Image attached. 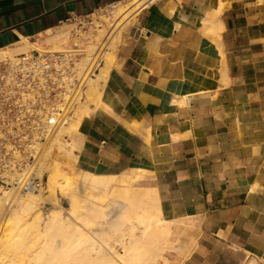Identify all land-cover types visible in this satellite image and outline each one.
<instances>
[{"label":"crops","instance_id":"obj_1","mask_svg":"<svg viewBox=\"0 0 264 264\" xmlns=\"http://www.w3.org/2000/svg\"><path fill=\"white\" fill-rule=\"evenodd\" d=\"M122 1L0 0V49ZM122 32L79 166L144 170L168 264H264V0H147Z\"/></svg>","mask_w":264,"mask_h":264},{"label":"bare ground","instance_id":"obj_2","mask_svg":"<svg viewBox=\"0 0 264 264\" xmlns=\"http://www.w3.org/2000/svg\"><path fill=\"white\" fill-rule=\"evenodd\" d=\"M146 1L124 0L94 13L98 27L92 36L83 34L76 39L75 45L70 43L69 25L65 24L34 42L24 38L16 45L0 49V61L12 63L19 60L16 53L31 54L33 50H38L42 56L61 52L76 57V76L87 80L84 98L78 100L73 115L57 131L38 165L39 176L48 173L47 185L38 193L18 196L10 219L5 221L3 228L0 225V264L169 263L167 252L175 249L170 241L171 221L163 212L157 190L137 183L136 178L141 177L144 170L99 174L81 168L77 155V150L82 149L77 141L80 125L92 113L91 105L106 109L101 100L102 89L122 37V18L129 12H137ZM221 11V7H216L214 18ZM105 24L114 27L109 35ZM102 37H107L102 43L103 64L95 71L92 64ZM33 93L29 96L34 98ZM61 97L65 99L67 91L62 92ZM55 106L59 108L61 100L55 102ZM70 166L82 174L78 182L76 178H69L67 168ZM11 191L0 190V219L12 196L17 197ZM63 195L70 197L68 212L60 205ZM50 197L57 208L46 215L43 202ZM114 206L118 207L116 214H113ZM15 221L20 225L12 226ZM28 228L33 229L32 237H29ZM57 238H61V243ZM15 246L23 255L7 256V251Z\"/></svg>","mask_w":264,"mask_h":264},{"label":"built area","instance_id":"obj_3","mask_svg":"<svg viewBox=\"0 0 264 264\" xmlns=\"http://www.w3.org/2000/svg\"><path fill=\"white\" fill-rule=\"evenodd\" d=\"M66 24L73 26L71 45L83 34L92 36L99 25L94 13L71 15ZM106 39H99L92 64L95 71L103 64ZM16 58L17 63L0 61V190H12L18 197L38 193L45 186L38 165L57 131L73 115L78 100L84 98L87 80L76 76V57L61 52L42 56L33 50L18 53ZM59 100L61 106L56 108Z\"/></svg>","mask_w":264,"mask_h":264},{"label":"rangeland","instance_id":"obj_4","mask_svg":"<svg viewBox=\"0 0 264 264\" xmlns=\"http://www.w3.org/2000/svg\"><path fill=\"white\" fill-rule=\"evenodd\" d=\"M135 13L136 12H129L127 14L124 15V17L122 18V22H121V26L120 27H124V29L129 26L131 24V20L132 18L135 17ZM129 14V15H128ZM127 15V16H126ZM121 17V16H120ZM105 28H106V31L108 33V35L113 31L114 27H112L110 24H105ZM73 28V26L69 25V30L71 31ZM119 30L121 28H118ZM109 31V32H108ZM106 33V34H107ZM70 34V32H69ZM21 53V52H20ZM17 54V53H16ZM16 57V55H15ZM34 94V93H33ZM33 98V97H31ZM75 115V114H74ZM67 170L69 171V178L72 179V178H76V182L79 181V179L81 178L82 174L80 175L79 172H77V170L75 168H73L72 166H70L69 168H67ZM41 175V174H40ZM41 176H45V179H46V183L48 181V173L47 172H44ZM45 183V186L47 185ZM78 184L73 185V187H77ZM75 190V189H74ZM12 192V191H11ZM20 197V196H19ZM19 197H14V195L12 196L11 198V203L9 206H7V208H5L4 212L2 213V217L0 219V225L1 227L3 228L4 227V223L5 221L8 219H10L11 215H12V210L13 209V203L19 199ZM60 205L62 206V209H64V211L68 212V210L71 208V201H70V197H67L66 195L64 196H61V199H60ZM57 208V205H55L53 203V200L52 198L50 197L47 201L43 202V211L46 213V215H48L49 213H51L52 211H54L55 209ZM118 207L114 206L113 207V214H116V211H117ZM12 223H14L12 225ZM12 223H9V225L11 224L12 226H17V225H20V222L19 221H15V222H12ZM19 223V224H18ZM17 224V225H16ZM7 229V228H6ZM9 229V228H8ZM7 232V230H4ZM28 232H29V237H32L33 236V229L32 228H28ZM57 242L58 243H61V238H57ZM23 253H21L20 250H18L15 247L11 248L10 250L7 251V256H22ZM74 260H71V262H73Z\"/></svg>","mask_w":264,"mask_h":264}]
</instances>
